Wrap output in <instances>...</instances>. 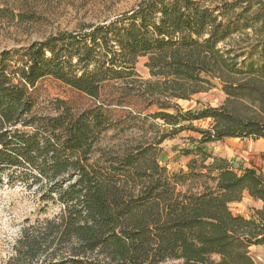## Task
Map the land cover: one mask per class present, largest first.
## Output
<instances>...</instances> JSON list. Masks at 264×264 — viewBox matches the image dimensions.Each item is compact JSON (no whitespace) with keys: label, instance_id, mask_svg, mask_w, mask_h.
Masks as SVG:
<instances>
[{"label":"trees","instance_id":"1","mask_svg":"<svg viewBox=\"0 0 264 264\" xmlns=\"http://www.w3.org/2000/svg\"><path fill=\"white\" fill-rule=\"evenodd\" d=\"M252 8L140 0L0 51V186L33 190L42 212L59 205L51 217L25 218L0 264H255L249 247L264 243V173L237 171L202 148L264 141V5ZM140 57L147 79L136 71ZM45 77L94 103L76 112L55 100L37 111ZM217 86L219 106L177 103ZM110 130L120 140L105 144ZM185 130L197 134L183 151L193 156L170 172L161 144ZM245 192L262 203L250 217L230 210Z\"/></svg>","mask_w":264,"mask_h":264},{"label":"rangeland","instance_id":"2","mask_svg":"<svg viewBox=\"0 0 264 264\" xmlns=\"http://www.w3.org/2000/svg\"><path fill=\"white\" fill-rule=\"evenodd\" d=\"M140 0H0V8L10 14L0 18V51L23 48L40 41L50 34L61 30H76L81 24L95 23L105 18L126 11ZM219 3L223 0H211ZM232 1V0H226ZM252 3L255 10L264 5V0H243V7ZM251 36V30H246ZM245 35V33H243ZM145 58L140 57L136 71L143 79L149 78L144 66ZM225 95L219 86L207 92L194 95L190 100H178L183 109L196 105L219 106ZM35 106L39 112H46L55 100H63L76 112L87 109L94 103L86 94L81 93L52 77L39 80L35 87ZM153 110V109H151ZM120 114V112H116ZM122 113V112H121ZM161 123V122H159ZM208 121H196L194 125L206 127ZM166 128V127H165ZM118 131H109L103 139L105 144L120 140ZM191 137H197L192 131H181L162 144L159 162L170 172L186 168L190 156H185L184 149L190 147ZM206 151L227 158L234 169L241 171L246 167H255L264 173V141L261 139L226 138L222 141L202 145ZM255 201L243 196L241 201L230 204L233 214L250 217L255 209ZM33 190L23 185L7 183L0 186V261L6 259L12 245L19 235L25 218L51 217L59 210V205L48 204L42 212L39 210ZM249 252L255 264H264V243L252 245Z\"/></svg>","mask_w":264,"mask_h":264},{"label":"crops","instance_id":"3","mask_svg":"<svg viewBox=\"0 0 264 264\" xmlns=\"http://www.w3.org/2000/svg\"><path fill=\"white\" fill-rule=\"evenodd\" d=\"M243 196H247L248 198L252 199L246 192L244 193ZM254 201H255V206H256L255 209L261 208V206H262L261 201L260 200H254Z\"/></svg>","mask_w":264,"mask_h":264}]
</instances>
